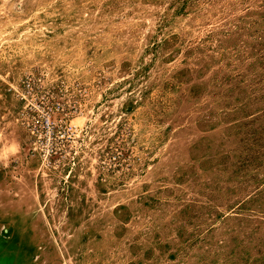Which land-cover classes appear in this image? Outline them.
<instances>
[{
  "label": "rangeland",
  "instance_id": "obj_1",
  "mask_svg": "<svg viewBox=\"0 0 264 264\" xmlns=\"http://www.w3.org/2000/svg\"><path fill=\"white\" fill-rule=\"evenodd\" d=\"M0 264H264V0H0Z\"/></svg>",
  "mask_w": 264,
  "mask_h": 264
}]
</instances>
